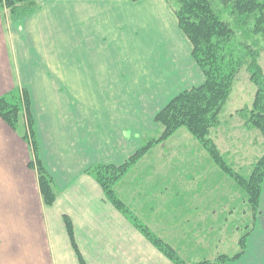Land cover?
<instances>
[{
  "label": "crops",
  "instance_id": "0c3cea01",
  "mask_svg": "<svg viewBox=\"0 0 264 264\" xmlns=\"http://www.w3.org/2000/svg\"><path fill=\"white\" fill-rule=\"evenodd\" d=\"M6 13L0 15V97L15 90L27 94L39 159L52 179L55 200L44 204L37 173L28 167L32 153L22 138L25 115L16 131L0 118V264H80L79 256L84 264H172L105 200L98 183L85 172L92 166L125 162L138 147L130 131L154 128L161 107L203 81L191 46L179 34L164 0H37V8L19 20ZM110 25V39L125 43L123 48L132 55L129 62L115 54L123 49L120 45H107L103 26ZM139 50L148 53L133 57ZM169 52L175 59H169ZM142 60L141 65L152 71L147 91L138 97H151V103L129 107L125 113L104 105L102 117L96 113L92 119L91 108L84 106L89 104L85 93L91 95L90 67L110 66L113 73L119 65ZM113 77L117 74L108 80ZM177 157L146 155L117 183L115 193L153 234L186 257L210 251L222 241L220 236L214 239L213 227L219 225L221 202L218 184L202 186L200 173L208 177L214 170L209 165L203 171L199 159L192 163L196 171L189 184L180 183L174 197L165 179L169 170H162V181L148 165V175L142 173L144 163L167 166ZM251 252L248 248L247 255L228 264H247Z\"/></svg>",
  "mask_w": 264,
  "mask_h": 264
},
{
  "label": "trees",
  "instance_id": "16d2710c",
  "mask_svg": "<svg viewBox=\"0 0 264 264\" xmlns=\"http://www.w3.org/2000/svg\"><path fill=\"white\" fill-rule=\"evenodd\" d=\"M226 1L229 2L231 14L236 18L248 20L253 17L250 33L264 42V0H224L223 2ZM172 2L175 3L174 14L179 28L192 46V58L202 70L203 83L176 94L155 114L154 122L162 130L158 140L142 145L119 166L97 165L89 167L85 172L98 183L105 199L126 216L160 253L174 264H185L170 246L157 238L128 211L116 197L113 186L149 147L171 137L176 131L184 129L200 144L214 165L242 188L247 195L248 204L257 209L262 196L264 155L246 179L234 173L233 169L226 164L216 144L210 138V130L218 125V117L228 99L235 77L240 68L246 65L249 79L256 87L252 107L246 114V126L257 129L264 136V80L256 63L259 51L247 47L244 62L241 50L236 48L234 52L229 46L234 38V30L227 21L221 19L208 0H172ZM36 8L37 0H0V13L6 9L14 20L23 18ZM28 108L29 99L22 91L15 90L0 97V118L14 131L17 130L20 114H28ZM22 138L26 140L32 153L28 167L36 171L40 195L44 204L50 206L55 200L52 179L40 162L33 122L29 116L27 134H23ZM65 224L72 246L77 253L69 220L66 219ZM246 235L240 238L238 243L240 252L236 255L232 257L220 255L213 262L204 260L197 264H228L236 261L244 253ZM78 258L80 264H84L81 257Z\"/></svg>",
  "mask_w": 264,
  "mask_h": 264
},
{
  "label": "rangeland",
  "instance_id": "374dc122",
  "mask_svg": "<svg viewBox=\"0 0 264 264\" xmlns=\"http://www.w3.org/2000/svg\"><path fill=\"white\" fill-rule=\"evenodd\" d=\"M138 1H132V2H138ZM208 1L211 3L214 10L220 15L221 19L227 21L234 30V38L232 40V43L229 44V46L230 48H232L234 52L236 48L241 50V57H244L243 58L244 62L246 61L244 54H245V49L247 47L250 48L252 47L259 51V55L256 58V63L260 68L261 77L264 80V42L261 40V38L257 36H253L250 33V30L253 25V17L248 18V20L236 18V16L231 14L228 1L225 2L226 4L223 2L224 0H208ZM164 2L166 4L167 11L171 15L172 20H174V22L177 23L179 34L185 37V35L182 33V31L179 28L177 17L174 14L175 3L172 2V0H164ZM5 11L7 10L5 9ZM3 12L4 11H2L0 15H2ZM6 15L10 17L8 12L6 13ZM112 28L113 26L111 25L103 26V30L107 35L106 36L107 45L116 43L117 45H120L121 46L120 49H122L125 43L122 44L118 41L115 42L114 40L110 39L111 37L114 36L113 34L110 33ZM171 41L173 42L175 40L171 38ZM134 50L137 51L136 49ZM145 52L148 53L147 50L146 51L139 50L137 55L133 57H137V56L142 57ZM175 52L176 51H174V53ZM191 52H192V46H191ZM174 53L173 52L170 53L169 55L170 60L175 59ZM115 54L118 57H120L123 62H129V59L132 56L130 55V50L124 48L120 50L119 53L118 51H116ZM192 60L194 61L193 58ZM142 62L143 60L138 65L136 64L119 65L118 67H116V71L113 73H112L113 67L110 66L90 67L89 79L92 80L91 82H87V84H89L90 86L91 95L88 94L86 89H83V91L87 92L85 93V97L89 99V104H85L84 106L91 108L92 119L93 116L96 115V113H99V116L102 117V107L104 105L116 106L120 108L119 110L121 112L125 113L126 111H130L129 107H134L138 109V108L146 107L148 106V104L151 103L150 101L153 100L151 99V97L148 99L147 97L145 98L138 97V94L139 96H141V92L147 91L146 90L147 79L149 76L151 79V71H152L149 69L147 64L141 65ZM194 63L196 64L195 61ZM196 66L199 68V70L202 73L200 67L197 64ZM114 73L117 74V77L116 78L113 77L111 81L108 80L111 79L110 77ZM114 81H117V83H115ZM203 81H204V76H203ZM255 92H256V87L251 83L249 79V75L246 71V65H244L240 68L237 76L235 77L228 99L225 102L218 117V125L215 126L212 130H210V138L216 144L220 154L222 155L223 159L226 161V164L233 169L234 173L241 175L246 179L250 175L251 171H253V168H255L256 163L264 155V136H262V134L257 129H254L252 127L249 128L246 126V114L252 107ZM114 96H119V97H114ZM17 103L19 102L17 101ZM75 103L76 105L81 106V104H79L77 101H75ZM157 107L158 106L155 104L156 109ZM163 107H161L160 109H162ZM24 115L26 117V121L28 122L27 113L22 115L20 114V118H22ZM151 128H148L146 130L135 129L134 131H130V133H132V135L129 134V136H131L130 137V139L132 140L131 142L135 140L133 136L134 133L136 134L138 141L142 140L141 144H139L137 140L135 141L137 142L136 144L138 145L135 151H137L140 147H142V145L149 143V141H156L160 138L162 132L160 126L155 123L154 128L152 129ZM25 134H27V128L25 130ZM135 142H133L132 144H134ZM183 152L184 154H187V157L183 155ZM163 153L178 154V157L176 158V160H171L169 164H166L167 166L165 165L163 166L161 162H154V161H152V163L149 164L148 162L146 164L144 163L142 173L144 175H148V172L146 171V166L148 165L147 169L150 168L151 170L154 169L153 171L154 174L156 171L159 172L157 173V176H159L161 179H159V177H157V179L162 181L163 180L162 170H169L168 176L165 179L170 180L169 189L170 191H172V195H170L171 197L177 195L176 193L181 188L180 183L182 184L185 181V184H187L186 181H188L189 184L190 182L189 180L193 176V174L191 173H194L196 171L194 170V166L192 164L196 160L198 159L199 161L201 160L202 162L201 164L203 165V171H206L207 166L209 165L213 167L214 174L212 176L209 175L207 177V175L204 172H203L204 174L202 173L200 174L202 175L201 180H202V186L204 188L205 186L208 185L209 186L210 185L216 186V184L219 185V190L217 193L218 200L219 202H221V204H219V209L217 211L219 225L213 227L215 229L214 239L215 236L217 237L220 236V238H222V241L219 242V245L217 243L218 246L211 248L210 251L208 249H205L203 252H200L197 255L191 254V255H187L186 257L181 256L179 254L180 252L178 253L174 248L171 247V245L165 242L164 243L170 246L176 252L178 257L181 260H183L185 264H197L198 262L204 260L213 262L220 255H226L228 257H232L236 255L237 253L240 252L239 249L240 247L238 245L240 238L247 234L245 239L244 253L240 258H242L244 254L247 255L246 253L248 251V248H251L252 252L248 256L247 264L253 262H255V264H259L258 262H262L264 264V179L262 183L263 187H262L261 201L259 207L255 209L252 207V205L248 204L247 195L242 190V188H240L232 178L228 177L226 174L221 172L219 168L216 165H214V163L212 162L210 157L205 153L204 149L200 146V144L184 129H180L176 131L171 137L163 141L157 142L153 146L149 147V149L144 153V155L141 156L140 159L128 169V171L123 175V177H121L119 180L116 181V183L113 186L114 193H115V186L117 185V183H119L132 169H134V166L138 164L140 160H142L146 155L148 154L158 155ZM189 155H190V160H189ZM200 155H202V157H200ZM184 160H186L185 161L186 164L184 163ZM102 165H112V164H102ZM114 166H119V165H114ZM184 172L188 174L186 175L187 177L185 176ZM179 174H182L184 178L183 179L179 178ZM116 197L118 198L117 195ZM118 199L124 204V202L120 198ZM125 207L127 208L126 205ZM204 212L208 213L209 210ZM173 244L175 245V243ZM208 245L209 243H206L204 245V248H207ZM213 246H214V242H213ZM172 264L174 263L172 262Z\"/></svg>",
  "mask_w": 264,
  "mask_h": 264
}]
</instances>
